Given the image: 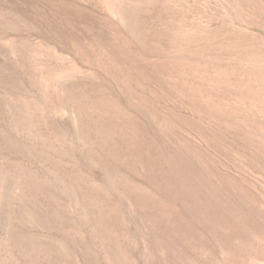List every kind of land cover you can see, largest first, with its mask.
I'll return each instance as SVG.
<instances>
[{"label":"rangeland","instance_id":"1","mask_svg":"<svg viewBox=\"0 0 264 264\" xmlns=\"http://www.w3.org/2000/svg\"><path fill=\"white\" fill-rule=\"evenodd\" d=\"M0 264H264V0H0Z\"/></svg>","mask_w":264,"mask_h":264}]
</instances>
